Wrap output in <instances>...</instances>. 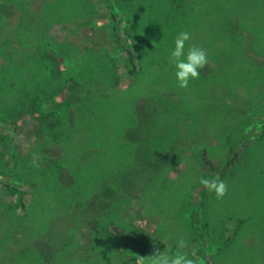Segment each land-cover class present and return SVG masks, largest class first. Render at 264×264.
<instances>
[{
  "label": "rangeland",
  "instance_id": "374dc122",
  "mask_svg": "<svg viewBox=\"0 0 264 264\" xmlns=\"http://www.w3.org/2000/svg\"><path fill=\"white\" fill-rule=\"evenodd\" d=\"M1 136L0 264H264V0H0Z\"/></svg>",
  "mask_w": 264,
  "mask_h": 264
},
{
  "label": "clouds",
  "instance_id": "9594fccd",
  "mask_svg": "<svg viewBox=\"0 0 264 264\" xmlns=\"http://www.w3.org/2000/svg\"><path fill=\"white\" fill-rule=\"evenodd\" d=\"M191 39L188 31H180L175 38L174 48L170 52V63L174 66L175 80L180 88H187L191 80L198 79L200 69L208 62L205 49L199 46H190L186 49V42ZM200 183L209 192H214L217 198H222L227 192V185L219 178H201ZM187 246L186 240L180 238L177 241L176 252L155 251L147 258L144 264H196L194 259L182 253V249Z\"/></svg>",
  "mask_w": 264,
  "mask_h": 264
},
{
  "label": "trees",
  "instance_id": "16d2710c",
  "mask_svg": "<svg viewBox=\"0 0 264 264\" xmlns=\"http://www.w3.org/2000/svg\"><path fill=\"white\" fill-rule=\"evenodd\" d=\"M111 20L113 21V23H112V25H111V29H112V32L114 33L115 31H116V23H115V16L113 15V14H111ZM32 51L34 50L35 51V45L34 44H32V49H31ZM33 51V52H34ZM20 62H28V60H26V61H24V59H22ZM125 65H126V67H127V69H128V73L130 74V75H133V74H135V72H136V65H135V63H134V59H133V56H132V53L129 51V50H126V56H125ZM49 76V75H48ZM45 77V78H41L40 79V85H42V86H48L49 85V83H50V81L52 80V78H50V77ZM19 78H20V76H19ZM34 80H32V82H33ZM28 84H30V81H26L25 83H23V82H21V87H22V89H24V88H27L28 87ZM35 86V85H34ZM34 89V92H35V87L33 88ZM49 124V125H48ZM48 124H46L47 125V127H50L49 129H48V131L49 130H51V126H54V123L53 122H50V123H48ZM51 124V125H50ZM41 132H43L42 130H40ZM48 133V132H47ZM0 141L2 142V144L3 145H6L7 143H8V138L7 137H5V136H1L0 137ZM7 189H9V190H11L12 191V188L11 187H9V186H5ZM204 194H205V191L204 190H202V192H201V198H203L204 197Z\"/></svg>",
  "mask_w": 264,
  "mask_h": 264
}]
</instances>
